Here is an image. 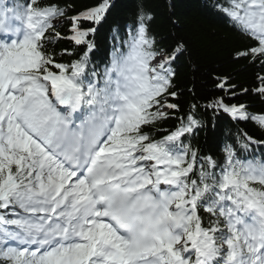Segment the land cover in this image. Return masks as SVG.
I'll return each instance as SVG.
<instances>
[{"label": "snow or ice", "instance_id": "6c2138e0", "mask_svg": "<svg viewBox=\"0 0 264 264\" xmlns=\"http://www.w3.org/2000/svg\"><path fill=\"white\" fill-rule=\"evenodd\" d=\"M75 4L0 7V264H264V0H214L243 40L233 58L259 71L215 77L223 95L186 109L187 44L152 30L144 0L109 25L102 68L114 0ZM221 114L261 137L224 134Z\"/></svg>", "mask_w": 264, "mask_h": 264}, {"label": "trees", "instance_id": "16d2710c", "mask_svg": "<svg viewBox=\"0 0 264 264\" xmlns=\"http://www.w3.org/2000/svg\"><path fill=\"white\" fill-rule=\"evenodd\" d=\"M18 2L22 0H0V5L12 6ZM94 2L95 0H76L75 6L80 8ZM139 2L140 0H114L115 6L96 35L98 48L92 53L93 62L101 63V68L102 62L108 59L107 54L111 52L113 43L105 39L109 32V25L113 21H118L121 25L130 24ZM213 3L214 0H144L145 7L150 8L155 16L152 30L158 35L172 33L183 37L187 44V52L176 62V82L182 95L174 101L185 109L193 102V95L200 104H204L212 97L223 95L222 91L215 87V77L228 76L232 83L248 86L259 71L249 66L245 60L233 58L236 49L243 46V40L226 21L223 14L212 10ZM169 4L172 5V18L178 20L176 26L168 22ZM65 46L72 47L62 41L57 44L56 50L59 51ZM65 59L69 58L65 57ZM189 89H193V92ZM249 102L253 104L249 111H255L261 107L258 101L250 100ZM211 115L209 110L208 116ZM171 123L172 121H165L164 125ZM219 123L224 134H228L229 131L235 134L239 128L256 138L261 137V132L251 122L237 124L221 114ZM196 143L198 145L204 143L203 133L200 134Z\"/></svg>", "mask_w": 264, "mask_h": 264}]
</instances>
